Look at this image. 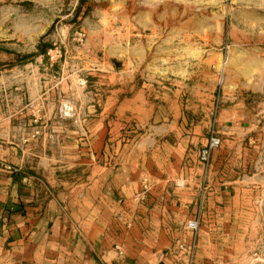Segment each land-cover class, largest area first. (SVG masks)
I'll return each instance as SVG.
<instances>
[{
  "label": "crops",
  "instance_id": "0c3cea01",
  "mask_svg": "<svg viewBox=\"0 0 264 264\" xmlns=\"http://www.w3.org/2000/svg\"><path fill=\"white\" fill-rule=\"evenodd\" d=\"M20 57L0 47V264H182L167 251L189 240L200 196L195 264H264L243 241L260 226L243 206L242 128L222 123L240 110L219 114L204 177L208 114L177 89L126 96Z\"/></svg>",
  "mask_w": 264,
  "mask_h": 264
},
{
  "label": "rangeland",
  "instance_id": "374dc122",
  "mask_svg": "<svg viewBox=\"0 0 264 264\" xmlns=\"http://www.w3.org/2000/svg\"><path fill=\"white\" fill-rule=\"evenodd\" d=\"M0 47L126 96L175 88L208 114V134L240 110L222 123L242 128L243 206L260 226L243 241L264 260V0H0Z\"/></svg>",
  "mask_w": 264,
  "mask_h": 264
},
{
  "label": "built area",
  "instance_id": "2783aa9c",
  "mask_svg": "<svg viewBox=\"0 0 264 264\" xmlns=\"http://www.w3.org/2000/svg\"><path fill=\"white\" fill-rule=\"evenodd\" d=\"M65 112H63L64 116H67V108L64 106ZM38 118H34V122L36 123ZM37 131H34L31 137H35ZM221 140L215 130L214 121L210 126L209 134L207 136V140L205 145L200 149L198 154V160L200 162L202 168V174L204 177L207 176L209 167H210V159L214 150H216L220 146ZM148 191V182L144 178L142 180V191L141 194H144ZM202 196L199 197L198 201V212L196 215L188 220L185 224L186 230L189 231L190 237L186 242L185 240L177 242L172 248L167 251L168 255H173L176 258H179L182 261V264H195V255L198 247V231L200 227V209L202 206Z\"/></svg>",
  "mask_w": 264,
  "mask_h": 264
}]
</instances>
